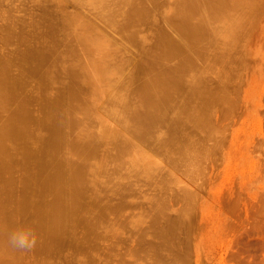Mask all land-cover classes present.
Wrapping results in <instances>:
<instances>
[{
  "label": "rangeland",
  "instance_id": "374dc122",
  "mask_svg": "<svg viewBox=\"0 0 264 264\" xmlns=\"http://www.w3.org/2000/svg\"><path fill=\"white\" fill-rule=\"evenodd\" d=\"M98 1L0 0V87L14 84L0 103V129L19 117L27 129L0 152V220L10 223V233L31 227L36 236L30 250L13 248L20 254L15 261L5 254L11 248L1 252L0 245V264H264V0L232 5L229 18L245 19L236 41L224 39L220 21L217 38L192 48L176 33L187 42L186 53L165 63L191 55L196 68L186 70L183 87L171 90L159 106L161 117L142 136L133 130L132 112L145 109L138 93L148 54L160 50L161 32H176L178 0ZM107 5L114 8L104 11ZM141 5L146 15L135 8L139 18L129 21L127 9ZM85 36L99 37L103 47H92ZM99 59L114 64L107 62L112 72L102 81L94 74ZM195 73L201 88L192 82ZM203 89L209 94L201 95ZM78 98L86 100L83 107ZM57 123L65 130L63 144L70 131L71 138L79 135L75 143L54 141ZM77 168L79 186L57 181L58 173ZM61 200L70 210L53 239L39 220Z\"/></svg>",
  "mask_w": 264,
  "mask_h": 264
},
{
  "label": "bare ground",
  "instance_id": "6f19581e",
  "mask_svg": "<svg viewBox=\"0 0 264 264\" xmlns=\"http://www.w3.org/2000/svg\"><path fill=\"white\" fill-rule=\"evenodd\" d=\"M87 1V0H86ZM92 2V4H97V2L96 1H98V0H91ZM102 1H104V0H100V2L98 1V3H101V6L104 4H102ZM106 2H107V0H105ZM113 2L112 3H115L114 2V0H112ZM137 1V0H136ZM136 1H134L133 3L135 4L136 3ZM141 1V0H140ZM139 1V2H140ZM246 1V0H245ZM248 2H250V1H252V0H247ZM89 2H90V0H89ZM94 2H96V3H94ZM125 2H127V0L125 1ZM125 2H124V4H125ZM243 2H244V0H178V2H177V4H176V7H175V9H174V15L172 16V22L174 23V24H176V26H177V29H176V32L175 33H171V32H167V31H163V32H161L162 34H161V37H160V50L157 52H155L154 53V56H156V57H154L153 56V54H148L149 56H153L155 59H153L152 60V58L150 57V59L147 61V64H145V62H144V64L145 65H148V68H145V69H147V71L146 72H148V76L147 77H145V79H146V81L144 80V83H143V86L141 87L140 85V87L142 88L141 90H140V92L138 93L141 97H142V103H143V105L145 106V109L143 110V111H138L139 109H137L138 108V106H137V108H136V105H133V106H135L134 108H136L135 110H133L132 108H133V106L131 107L130 105H129V103H128V105L130 106V108L133 110V112H132V114H134L133 116H132V120H133V122H134V124H133V127H134V131L136 132V133H138V134H140L141 136L142 135H146V134H148V132H149V128H152L151 126H152V124L155 122H153V120H156V118H158V115L157 114H159V111L158 110H160V107H161V104L167 99V101H168V98L169 97H171V90L174 88V87H183V83H185V81H184V79H186L187 80V78H184V76L185 75H188L189 73H186V70L187 69H189L190 68V70H192V69H194V67L196 66V64H195V66H194V64H193V59H192V56L190 57V56H187V57H183L182 59L180 58V56H179V58L181 59V61H180V63L179 64H176V65H174V66H167V64L165 63V60L166 59H168V58H170V57H173V56H175L176 54H179L182 50H184V47H183V49H182V43H184L185 44V42H182L181 43V41L178 39V37L176 36V33L178 32V36L180 35L181 36V38L182 39H184V40H187V42H188V47H189V45H191V48L192 47H195V45H197L198 43L200 44V41H203L204 39H206V40H208L207 38H211V39H213V38H217L218 37V35H220L221 34V29L219 30V31H217L216 32V30L217 29H215V26H214V24H215V21H217L216 22V24L217 23H219V21H220V24L221 23H223L224 24V26L226 27V29H227V32H226V34L224 35V39L225 40H230V41H236V40H238L239 38H240V29L242 28V27H244V25L243 24H245L244 22H243V20L242 19H244V18H242L241 16V18L239 19V17L238 18H236L235 20H231L229 17H230V11L233 9L232 7V5H235L236 6V8H238L239 7V4H243ZM111 3V2H110ZM110 3H107V4H110ZM128 3H132V0H128V2H127V4ZM132 3V4H133ZM143 2H141V4H142ZM246 3V2H245ZM123 4V5H124ZM241 4V5H242ZM105 5V4H104ZM112 5V4H111ZM128 5H130V4H128ZM140 5V4H139ZM237 5H238V7H237ZM96 6V5H95ZM99 6V5H98ZM118 6V5H117ZM135 6V5H134ZM136 6H137V4H136ZM110 8V6H104L103 8H104V11H105V9L107 8V9H109ZM133 7V6H132ZM206 7V8H205ZM99 8L101 9V7L99 6ZM112 8H114V7H112ZM111 8V9H112ZM135 8H137L138 10H139V12H138V10H137V13L138 14H142L143 12V15L145 14V12L147 11H144L145 10V8H144V6L143 5H141V6H139V7H133L132 9H127V11H128V13H130L129 14V21H134L135 20V18L134 17H136L137 16V18H139V16L138 15H136V14H134L135 12H136V10H135ZM144 8V9H143ZM111 9H109V10H111ZM141 9H143V12L141 11ZM103 10V9H102ZM114 10V9H113ZM112 10V12L114 13L116 10H114L113 11ZM134 10H135V12H134ZM234 10H235V8H234ZM107 11V10H106ZM122 11H123V9H122ZM124 11H125V9H124ZM127 11H126V13H127ZM108 12V11H107ZM111 12V11H110ZM111 12V14H110V18H112L111 17V15L113 14ZM148 12V11H147ZM146 12V13H147ZM107 13V14H108ZM123 13H125V12H123ZM199 13H200V16H199ZM115 14V13H114ZM136 15V16H134V15ZM198 14V16L200 17L199 19H198V17H197V19L198 20H195V16ZM146 15V14H145ZM142 15H140V17H141ZM242 20V21H241ZM245 20V19H244ZM241 22H243L242 24H241ZM218 25V24H217ZM217 27V26H216ZM219 27V26H218ZM243 29V28H242ZM241 29V30H242ZM244 30V29H243ZM245 31H243V33H244ZM83 33H86V32H83ZM93 33V32H92ZM92 33H91V35H92ZM86 34H88V33H86ZM86 34H84V35H86ZM95 34V33H94ZM245 34V33H244ZM89 35V34H88ZM80 36V35H79ZM90 36V35H89ZM179 36V37H180ZM243 37H244V35H242ZM82 37H83V35H82ZM86 38H87V41L89 42L90 41V43L92 44V47H93V44L94 45H97V43H98V46L100 47H103V45H101V43H104V42H101L100 43V41L98 40V38L99 37H97V41L95 42L93 39H94V37L92 36V40H90L87 36H85ZM84 37V38H85ZM91 37V36H90ZM83 38V39H84ZM85 38V39H86ZM96 38V37H95ZM83 39H81L80 38V40H83ZM100 40H101V38H100ZM206 40H205V42H206ZM84 41V40H83ZM85 42V41H84ZM187 42H186V44H187ZM204 42V41H203ZM89 43V44H90ZM80 44H81V42H80ZM82 44H84V43H82ZM100 44V45H99ZM185 44V45H186ZM201 44H202V42H201ZM79 46V45H78ZM82 46V45H81ZM85 46L87 47V45L85 44ZM91 45H88V47H87V49L90 47ZM184 46V45H183ZM198 46V45H197ZM95 47V46H94ZM98 47V48H99ZM202 47V46H201ZM78 48V47H77ZM97 48V49H98ZM190 48V49H191ZM79 49H80V47H79ZM100 49V48H99ZM197 49V48H196ZM199 49V48H198ZM108 50H109V46H108ZM193 50H194V48H193ZM86 51V50H85ZM185 51V50H184ZM184 51L183 52H181V53H184ZM188 51V50H187ZM197 51V50H196ZM195 51V52H196ZM91 52V55H92V53H93V49H92V51H90ZM100 52H101V49H100ZM199 52V51H198ZM82 53V52H81ZM185 53H186V51H185ZM184 53V54H185ZM197 53V52H196ZM83 54V53H82ZM82 54H80V56H82ZM87 54V53H86ZM183 54V55H184ZM190 54H192V53H190ZM198 54V53H197ZM197 54H196V58H197ZM90 55V54H89ZM180 55V54H179ZM182 55V56H183ZM187 55H188V53H187ZM193 55V54H192ZM92 56H94V55H92ZM177 56V55H176ZM194 56V55H193ZM83 57V56H82ZM102 57H103V55H102ZM147 57V56H146ZM178 57V56H177ZM92 58V57H91ZM194 58V57H193ZM82 59V58H81ZM84 59L86 60V58L84 57ZM90 59V58H89ZM145 59V61H146V58H144ZM195 59V58H194ZM92 60V59H91ZM90 60V61H91ZM95 60V59H94ZM100 60V59H99ZM98 60V61H99ZM106 60V59H105ZM96 61V60H95ZM101 62V64H99L98 66H96V71H95V73L94 74H96L97 76H95V77H98V80L99 81H102L105 77H107L108 75H110L109 73H110V70H111V72H112V69H109V67H111V66H114V64L112 65V64H110V62L107 60L106 62L104 61V59L103 60H100ZM195 61H196V59H195ZM84 62H86V61H83V63ZM107 62H109V64L111 65V66H109L108 65V63ZM87 63V62H86ZM86 63H84V64H86ZM91 63V62H90ZM97 63V62H96ZM88 64V63H87ZM92 65H94V63H92ZM141 66H143V65H141ZM192 66H194V67H192ZM86 66H84L83 68H85ZM88 68H89V65L87 66ZM94 67V66H93ZM146 67V66H145ZM87 68V69H88ZM143 68V67H142ZM196 68V67H195ZM86 69V68H85ZM92 69H94V68H92ZM114 69V68H113ZM74 71L72 68L70 69V71ZM89 71H90V68L88 69ZM87 71V70H86ZM139 71H141L140 69H139ZM93 70L92 71H90V73H89V77H90V79H91V81L93 80V82H96V78L94 77V75H93ZM145 72V71H144ZM71 73V72H70ZM79 73V72H78ZM186 73V74H185ZM199 73V72H198ZM196 74L195 73V75H194V77H193V79L194 80H192V82H194V83H198V84H194V86L195 85H197V87H198V85L200 84V82H201V76L199 75V74ZM85 74H88V72H86ZM72 75V74H71ZM191 75V74H190ZM73 76L75 77L76 76V73H74L73 72ZM79 76V75H78ZM88 75H86V77H87ZM143 77L144 76H142V78H140L141 80L143 79ZM186 77V76H185ZM75 79V78H74ZM189 80H190V78H188ZM73 80V79H72ZM140 80V81H141ZM205 80V79H204ZM78 81V80H77ZM143 81V80H142ZM74 82H76V79H75V81ZM88 82H89V80H88ZM191 82V83H192ZM11 83V84H10ZM73 83V82H72ZM186 83H187V81H186ZM190 83V84H191ZM202 83H203V81H202ZM74 84V83H73ZM95 84V83H94ZM9 85H11V88H12V85L14 86V84H13V82L12 81H7V82H3V84L1 85V87H0V103L2 102H4V100L6 99V97L8 96V94H7V92L9 91V90H11V89H9L10 87H9ZM76 85H77V82H76ZM191 85H193V83L191 84ZM75 86V85H74ZM185 86V85H184ZM190 86V85H189ZM188 86V87H189ZM204 86H205V84H204ZM70 87V86H69ZM77 87V86H76ZM187 87V86H186ZM192 87V86H191ZM71 88V90H72V87H70ZM75 88V87H74ZM200 88H201V84H200ZM204 89H206L205 87H203ZM9 89V90H8ZM78 89V88H77ZM203 89V91L201 90V95H202V92H204L205 90ZM76 90V89H75ZM79 90V89H78ZM206 91H207V89H206ZM205 91V93H208V92H206ZM12 92V91H11ZM200 92V91H199ZM71 93V92H70ZM74 93V91L72 92V94ZM78 93H80V92H78ZM75 94V93H74ZM76 94H77V92H76ZM195 94V93H194ZM200 94V93H199ZM209 94V93H208ZM206 95V94H205ZM67 96V95H66ZM72 96V95H71ZM70 96V97H71ZM80 95H78V97H79ZM68 97V96H67ZM75 97H76V95H75ZM65 97H63V99H64ZM72 98V97H71ZM70 98V99H71ZM73 98H74V96H73ZM77 98V97H76ZM57 99V98H56ZM60 99V98H59ZM69 97H68V100L66 101L67 103L69 102ZM80 98H78L77 100H79ZM83 99V98H82ZM84 99H86V98H84ZM209 99V98H208ZM66 100V99H65ZM73 100H76V99H72V101ZM89 100V99H88ZM57 102H59L58 101V99L56 100ZM85 101L86 100H84V103H85ZM79 102V105H83L81 102H80V100L78 101ZM77 101L75 102L74 101V103H78ZM166 102V101H165ZM54 103H55V101H54ZM63 103V102H62ZM86 103H88V104H85L84 105V108L86 109V107H88L87 109L88 110H85V112L86 111H90L89 110V108H91V107H89V105H91L90 104V101H87ZM141 103V102H140ZM52 104V103H51ZM64 104V103H63ZM133 104V103H132ZM131 104V105H132ZM168 104V103H167ZM166 103H165V105H167ZM55 105H57V103L55 104ZM54 105V106H55ZM60 105H62V104H60ZM65 105V104H64ZM68 106L70 105L69 103L67 104ZM66 105V106H67ZM71 105H72V103H71ZM75 105V104H74ZM88 105V106H87ZM53 106V105H52ZM58 106H59V103H58ZM81 106H78V108H80ZM86 106V107H85ZM125 106H127V103H126V105ZM160 106V107H159ZM163 106L164 105H162V108H163ZM51 107V106H50ZM62 107H63V105H62ZM76 107L77 106H75V110H76ZM83 107V106H82ZM81 107V108H82ZM165 107V106H164ZM53 108H57V107H53ZM68 108V107H67ZM126 108V107H125ZM127 108H129V107H127ZM50 109H52V108H50ZM62 109H65V108H62ZM68 109H70V108H68ZM72 109V108H71ZM70 109V110H71ZM165 109V108H164ZM58 110V109H57ZM56 110V111H57ZM67 110V109H66ZM80 109H78V111H79ZM131 110V111H132ZM161 110H163V109H161ZM56 111H54V114H55V112ZM61 111V110H60ZM62 111H64V110H62ZM157 111H158V113H157ZM49 112H52V110L50 111L49 110ZM65 112H68V111H65ZM72 112H73V110H72ZM79 112H81V111H79ZM57 113V112H56ZM74 113H77V112H74ZM88 113V112H87ZM87 113H85L86 114V116L88 115ZM160 113H162V112H160ZM48 114H50V113H48ZM65 116H66V114L67 113H63ZM63 114L61 115V116H63ZM51 115V117H52V113L50 114ZM70 115V114H69ZM73 114H71L70 116H72ZM77 115V114H76ZM162 115H163V113H162ZM55 116V115H54ZM69 116V117H70ZM85 115H84V117H86ZM50 117V118H51ZM67 117V116H66ZM74 118H75V116H73ZM83 117V116H82ZM161 117V114H159V118ZM48 118V117H47ZM50 118H49V120H50ZM59 118V117H58ZM57 118V119H58ZM65 118V117H64ZM79 118H81V117H79ZM53 119V118H52ZM61 119H63V118H61ZM66 119H68V117L66 118ZM21 120H23V119H21L20 117H19V119H16V118H14L12 121H10L9 123H7V124H5L1 129H0V152H2L3 150L5 151V141H8V139L10 140V139H12V138H14L15 140H16V138L15 137H20V136H24L25 134H26V132H27V129L25 128V126L26 125H24V126H22V124H20V121ZM54 120V119H53ZM80 120V119H79ZM79 120H76L77 122L79 121ZM157 120H159V119H157ZM57 121V120H56ZM58 121H60V120H58ZM71 121H72V118H71ZM49 122V121H48ZM52 121H50V123H51ZM61 122H62V120H61ZM65 121H63L62 123H64ZM69 122H70V120H69ZM81 122V120L79 121V123ZM153 122V123H152ZM54 123V122H53ZM60 123V122H59ZM61 123V124H62ZM58 124V123H57ZM56 124V126H55V128H54V131H53V129H52V131L51 132H53V137H54V141H56V142H62V144H63V141H64V137H66L65 136V133H64V131L62 130L63 128H61L60 126H61V124H58L57 125ZM69 124V123H68ZM68 124H67V127H69L68 126ZM77 124V123H76ZM52 124H50L49 126L50 127H52L51 126ZM55 125V124H54ZM53 125V126H54ZM60 125V126H59ZM63 125V124H62ZM64 125L66 126V124L64 123ZM64 126V127H65ZM75 126V125H74ZM75 128H76V126H75ZM75 128H73V130L74 131H72L73 133H75ZM67 129V128H66ZM72 130V129H71ZM115 131H116V129H114ZM113 130V132L115 133V131ZM68 131V130H67ZM67 131H66V133H67ZM117 131H119V130H117ZM119 132H121V131H119ZM118 132V133H119ZM68 133H69V131H68ZM71 131H70V133L68 134V136L71 138ZM120 134V133H119ZM51 135H52V133H51ZM67 135V134H66ZM76 135V134H75ZM77 136H79V135H76V137L75 138H73V139H77ZM69 138V139H70ZM71 138V139H72ZM67 139V138H66ZM65 139V140H66ZM69 139H67L68 140V142H67V140H66V142L68 143V146H69ZM73 139H72V141H73ZM175 139H177V138H175ZM122 140V139H121ZM167 140H170V139H167ZM172 140V139H171ZM174 140V139H173ZM12 141H13V139H12ZM75 141V140H74ZM73 141V142H74ZM124 142H125V140H123ZM166 140H164V144L166 143L165 142ZM55 142V143H56ZM123 142V143H124ZM126 142H127V140H126ZM125 142V143H126ZM169 141H167V143H168ZM188 142V141H187ZM192 142H194L193 140H192ZM7 143V142H6ZM58 143H56V144H58ZM66 143V144H67ZM72 143V142H71ZM70 143V144H71ZM75 143V142H74ZM61 144V145H62ZM66 144H63V145H66ZM82 144V143H81ZM170 144H171V142L169 143V146H170ZM194 144V143H193ZM7 145V144H6ZM85 144H83V146H84ZM127 145V144H126ZM129 145V144H128ZM133 145H135V144H133ZM168 145V144H167ZM192 145V144H191ZM195 145V144H194ZM57 146V145H56ZM60 146V145H59ZM58 146V147H59ZM82 146V147H83ZM173 146V145H172ZM54 147H55V145H54ZM61 147L62 146H60V149H61ZM64 147V146H63ZM75 147H76V144H75ZM85 147V146H84ZM193 147H195V146H193ZM57 148V147H56ZM56 148H55V150H56ZM66 148V147H65ZM134 148L136 149V147L134 146ZM192 148V147H191ZM196 149H197V147H195ZM195 148H193V150L195 149ZM58 149V148H57ZM134 149V150H135ZM52 150V149H51ZM198 150V149H197ZM3 151V152H4ZM60 151V150H59ZM125 151V150H124ZM141 151V150H140ZM2 152V153H3ZM53 154L55 155L56 153H54V149H53ZM132 152H134V151H132ZM136 153L138 152V146H137V151H135ZM134 152V153H135ZM59 153V152H58ZM135 153V154H136ZM140 153V152H139ZM133 154V153H132ZM138 154V153H137ZM56 155H58V154H56ZM55 155V156H56ZM134 155V154H133ZM139 155H141V154H139ZM138 155V156H139ZM138 156H136L137 158H138ZM142 156V155H141ZM144 156V155H143ZM142 156V157H143ZM142 157H139V158H142ZM56 159H57V157H55ZM55 159V160H56ZM58 159H60V158H58ZM134 159V158H133ZM132 159V160H133ZM136 159V158H135ZM135 159H134V161H135ZM189 159H191V158H189ZM188 159V160H189ZM197 159V158H196ZM52 160V159H51ZM57 161V160H56ZM133 161V162H134ZM193 160H191L190 162H192ZM196 161V160H195ZM53 162H54V159H53ZM132 162V163H133ZM59 163V162H58ZM61 163V162H60ZM136 163H137V160H136ZM189 163V162H188ZM193 163H194V165H196V167H197V165H198V162H197V164H195L196 162H194L193 161ZM193 163L191 164V165H189V167L190 166H192L193 167ZM135 164V163H134ZM138 164V163H137ZM139 164H140V162H139ZM146 165H147V163H145ZM145 164H142V165H144L143 167H145ZM151 164V163H150ZM150 164H148L147 165V167H149L150 166ZM142 165L140 164V166L142 167ZM55 166H57V165H55ZM61 166V165H60ZM73 166V165H72ZM136 166V165H135ZM63 167H64V164H63ZM76 167V166H75ZM137 167H138V165H137ZM192 167H190V168H192ZM195 167V168H196ZM70 168L72 169V167H71V165H70ZM140 168V167H139ZM194 168V169H195ZM57 169V168H56ZM141 169H143V168H141ZM149 169V168H148ZM58 170V169H57ZM74 170V169H73ZM191 170H193V168L191 169ZM143 171H144V169H143ZM71 172H73V171H71ZM69 173V175H65L63 172V174L62 173H58L56 176H57V181H61L62 179H66L67 181H69V182H71L72 184H74V183H76V181H77V183L79 182L78 180L79 179H82V177L80 178V170L77 168V169H75V171L73 172V173ZM56 176H55V178H56ZM81 176H82V174H81ZM51 180H52V178H51ZM54 180H56V179H53V181ZM53 181H50V182H48V184L49 183H51V182H53ZM54 183V182H53ZM75 184V185H78L79 186V183L78 184ZM52 184V183H51ZM50 184V185H51ZM56 184V183H55ZM54 184V185H55ZM71 184V185H72ZM53 185V186H54ZM56 185H58V184H56ZM74 186V185H73ZM56 187V186H55ZM58 188H56V190H58L59 188L61 189V188H63V187H60V186H57ZM64 189V188H63ZM78 189V188H77ZM62 190V189H61ZM63 191V190H62ZM76 191V190H75ZM78 191V190H77ZM77 191L74 193V194H72V195H74V197H75V195L77 194V195H79L78 193H77ZM80 191V190H79ZM58 192V191H57ZM61 192V191H60ZM64 192H65V190H64ZM60 194V193H59ZM61 194H63L62 192H61ZM59 196V195H58ZM58 196H57V198H58ZM61 196V195H60ZM63 196H61V198H62ZM73 197V196H72ZM60 198V199H61ZM64 200V199H63ZM69 204V203H68ZM68 204L67 203H65V202H63L62 200L61 201H58L57 203H55L54 204V206H53V209H52V211L50 210V209H48V210H50V212L46 215V213L44 214V215H46V216H44L43 218H41L40 220H39V225L42 227V228H44V229H48L49 231H52V235H50L51 236V238H53V235H55V236H58L57 234H58V232H59V230L63 227V224H64V222H66L67 221V216L68 215H66L65 214V212L64 211H66V210H68L69 209V207H68ZM260 205V204H259ZM263 205L264 204H262V207H263ZM264 208V207H263ZM262 208V209H263ZM256 209V208H255ZM261 209V210H262ZM70 210V209H69ZM260 210V211H261ZM67 212V211H66ZM258 214V213H257ZM10 217V216H9ZM1 218V217H0ZM7 220H10V222H11V218H7ZM259 222H261V221H259ZM264 222V219H263V221H262V223ZM44 224H45V226H44ZM260 224V223H259ZM264 224V223H263ZM13 225V224H12ZM262 225V224H261ZM10 223L8 222V221H6V219L4 220V219H1L0 220V245L2 246V249H4V250H2L1 252H3V251H5V250H7L8 249V247H10L11 249L10 250H8V251H5V254H6V252L7 253H10V255L11 256H13V260L15 261V259H17V258H19L20 257V254L17 252V251H14L13 250V246H11L10 245V243H9V235H10ZM14 230V229H13ZM47 231V230H46ZM51 234V233H50ZM57 238V237H56ZM54 239V238H53ZM2 254V253H1ZM4 254V253H3ZM2 254V255H3ZM6 256H7V254H6ZM2 259V258H1ZM11 259H12V257H11ZM10 260V259H9ZM4 261H7V260H4ZM3 261V262H4ZM4 263H6V262H4ZM10 263H13L12 261L10 262ZM9 264V263H8ZM171 264H173V263H171ZM174 264H176V263H174Z\"/></svg>",
  "mask_w": 264,
  "mask_h": 264
},
{
  "label": "clouds",
  "instance_id": "9594fccd",
  "mask_svg": "<svg viewBox=\"0 0 264 264\" xmlns=\"http://www.w3.org/2000/svg\"><path fill=\"white\" fill-rule=\"evenodd\" d=\"M9 243L16 249L30 250L36 243L34 229L31 227L17 228L10 233Z\"/></svg>",
  "mask_w": 264,
  "mask_h": 264
}]
</instances>
